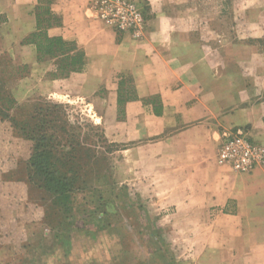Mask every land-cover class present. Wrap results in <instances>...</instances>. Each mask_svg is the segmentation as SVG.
<instances>
[{"label": "rangeland", "instance_id": "1", "mask_svg": "<svg viewBox=\"0 0 264 264\" xmlns=\"http://www.w3.org/2000/svg\"><path fill=\"white\" fill-rule=\"evenodd\" d=\"M130 1L136 4L145 18L142 26H133V30L138 31L136 35H133L132 28L116 31L103 20L100 0H87L82 11L87 18L111 28L119 41L123 38L140 41L156 12L150 0ZM185 2L191 3L192 45L179 40L173 44V54L181 62L195 57L199 64L204 62V58L211 65L222 63L225 66L223 75L230 84L229 94L236 98L243 92L245 96L244 99L229 100L231 105L226 114L236 111L237 121L233 122H240L232 126H246L252 139L264 144L263 125L255 119L250 122L251 113L239 110L252 105L254 100L264 99V0ZM40 10L43 16L44 10ZM54 15L59 19L57 14ZM11 29L9 24H0V37L12 32ZM9 45L10 39L6 37L4 46ZM16 49L17 46L12 48L14 52ZM12 58L11 51L0 52V116L6 120L7 126L19 129L30 150L25 151L22 144L21 159L14 166H7L5 175L7 177V172H10L8 175H14L25 184L16 190L22 194L26 190L29 192L31 202L42 212L44 223L32 226L30 232L38 238L30 240L33 246L29 252L9 247L3 251L4 255L10 253L9 256L21 258L17 264H238L237 259L231 256L232 252L236 254L238 251V245L234 244L239 239L235 223L223 215L214 225L211 222L218 213L232 214L235 211L233 205L222 208L213 205L207 210L203 205L205 200L186 197L188 192L196 193V188L189 183L199 178L211 179L210 189L216 191L215 197L223 194L225 189H230L235 197L251 195L258 189L264 191V183L248 182L251 177L262 174L263 168H260L264 164L250 173H239L216 162L221 132L231 124L219 127L217 133L213 132L211 142L209 138L204 141L202 161L206 168L199 170L198 161L190 157L193 171H187L186 176L177 174L180 164L161 170L158 161L151 164L150 161L142 162L141 158L133 159V156L126 159L121 150L128 146V142L123 137H115V130L125 126L120 123L124 112L115 106V116L109 113L106 88L104 84H98L109 76L112 68L119 66H90L89 83L79 87L77 79H71V84L51 83L47 78V72H58L56 68L61 66V57L51 64L33 66L12 63ZM198 70L200 75H209L206 68L199 66ZM116 75L117 78L121 75L118 79L121 98L132 96L134 85L131 76ZM62 77L58 75L55 79ZM222 88L225 93L226 87L219 83L217 90L221 92ZM149 100L157 108L160 106L157 96ZM48 104H59L54 114L48 112L43 115V112L33 111L39 105L44 110ZM32 114L37 118L31 117ZM54 115L57 120L52 124L49 122L50 127L47 124L42 131L55 134L60 141L58 146L62 145L64 149L67 148L65 140H72L74 162L95 168L80 175L73 192L66 197L52 195L39 187L40 176L37 177L34 169L28 166L32 153L29 132L34 130L35 136L38 132L40 134L36 127L38 123L54 120ZM261 120L264 123V115ZM134 162H137L136 167L132 165ZM23 200L22 204L27 207ZM235 200L231 198L229 203ZM245 204L248 209L253 200L247 197ZM83 226H94L96 230ZM46 227L49 232L43 234ZM244 235L248 241L252 232L245 230ZM262 235L264 230L256 234L257 238ZM221 239L224 245L218 243Z\"/></svg>", "mask_w": 264, "mask_h": 264}, {"label": "crops", "instance_id": "2", "mask_svg": "<svg viewBox=\"0 0 264 264\" xmlns=\"http://www.w3.org/2000/svg\"><path fill=\"white\" fill-rule=\"evenodd\" d=\"M150 1L156 13L149 20L142 39L135 41L123 38L119 41L111 28L87 18L86 13H83L87 0H0V13L3 14L0 24H9L12 27V32L0 37V52L9 50L14 56L12 63H24L29 66L39 63L51 64L57 59L45 56L38 60L35 45L24 41L36 29L35 12H39L45 5L59 17L57 24L46 28L47 34L73 41L76 49L84 53L83 67L79 71L59 80L52 77L51 72H47L49 81L73 84L71 79H77V85L84 87L90 81V66H119L112 68L109 76L102 79L98 86L104 84L105 99L110 103L109 113L115 116L118 79L121 77L118 75L117 78L116 74H129L132 78L135 97L125 99L124 119L120 122L125 126L115 130V137H123L128 142V146L121 150L123 156L128 160L131 156L133 159L141 158L142 162L150 161L151 164L158 161L161 170L166 166L180 164L177 174L186 176L187 171H193L192 164L189 163L190 157L198 161L199 170L206 168L202 161L205 155L203 144L208 138L212 141L213 132L217 133L218 128L225 125L228 127L227 125L231 124L228 128H232L234 123H240L233 122L237 121L236 111L227 114L226 111L231 105L230 98L236 101L238 98L244 99L245 96L243 92L238 93L236 98L229 94L230 84H227V78L223 75L225 66L222 63L211 65L207 58H204L203 66L204 62L199 64L195 57L188 62H181L173 54L174 43L186 40L188 44L190 38H193L191 3H186L185 0ZM6 37L10 39V47L4 46ZM15 46L17 49L14 52L12 48ZM199 66L206 68L209 75H200ZM219 83L226 87L225 93L223 88L221 92L217 90ZM154 96L160 101L158 108L149 100ZM252 103L239 110L250 112L249 121L255 119L264 128L261 120L264 115V99L254 100ZM154 110L158 113L155 114ZM116 123L118 124L117 121ZM23 140L19 129L7 126L6 120H2L0 116V263L3 264H17L16 261H22L16 255H4L3 251L11 247L13 250L18 248L29 252L33 246L30 240L38 238L30 232L32 226L44 223L42 212L31 202L29 192L26 190L22 194L16 190L25 184L14 175H8L10 172H7V177L5 175V168L16 165L21 159L22 147H25V151L30 150V145ZM206 142L208 144V140ZM132 165L136 167L137 162ZM262 168V174L251 177L252 180L248 182L264 183V166L260 169ZM211 183V179L207 178L190 181L189 186L195 187L196 193L188 192L186 197L205 200L203 205L207 210L213 205L219 208L233 205L235 211L232 214L218 213L211 219L212 224L220 221L222 215L235 223L239 239L237 243L233 242L238 245V251L236 254L232 252L231 256L237 259L238 264H264V235L260 238L256 236L264 230V191L258 189L251 195L242 194L243 196L235 197L230 189H225L223 194L215 197L216 191L210 189ZM247 197L253 200V205L248 209L245 204ZM231 198L236 200L230 204ZM22 199L28 204L27 207L22 204ZM214 229L225 233L221 229ZM245 230L252 232L248 241L245 239ZM47 232V227L43 228L42 233ZM218 243L224 245L223 239Z\"/></svg>", "mask_w": 264, "mask_h": 264}, {"label": "trees", "instance_id": "3", "mask_svg": "<svg viewBox=\"0 0 264 264\" xmlns=\"http://www.w3.org/2000/svg\"><path fill=\"white\" fill-rule=\"evenodd\" d=\"M41 9L44 10V15L41 16V10L35 12L36 29L30 33V36L24 39V41L35 45L38 60H42L45 56L50 58L61 57V66L56 68V70H58L57 73H50L52 77L55 78L58 75L68 76L72 72L79 71L84 63L83 51L76 49L72 41L65 40L61 36H49L46 32V28L57 24L58 19L54 13L49 11L46 7ZM120 95L119 86L116 105L124 112L123 105L125 99H132L135 95L133 93L132 96H126L124 99L121 98ZM58 107L59 104H48L43 110L39 105L35 106L33 111L36 113L43 112V115L48 112L54 114V111ZM154 113L157 114L158 111L154 110ZM31 117L37 118L34 114H32ZM54 118V120H42L38 123L36 127L40 129V134L38 132L35 136L34 130L29 132V139L32 142V153L29 157L28 166L34 169L35 173H37V177L40 176L41 184L39 187L44 188L52 195L66 197L69 193L73 192L80 175L85 174L86 170H94L95 168L92 169L93 166L91 165L84 167L82 164L74 162V146L72 140H65L67 148L64 149V146H58L60 141L55 134L50 132L44 133V131H42L47 124L48 127H50L49 122L52 124L53 121L57 120L55 115ZM43 119L46 118L44 117ZM35 137H37V139ZM81 183H84V181ZM83 227L96 230L94 226Z\"/></svg>", "mask_w": 264, "mask_h": 264}, {"label": "built area", "instance_id": "4", "mask_svg": "<svg viewBox=\"0 0 264 264\" xmlns=\"http://www.w3.org/2000/svg\"><path fill=\"white\" fill-rule=\"evenodd\" d=\"M101 17L116 31L142 26L145 18L136 4L130 0H100ZM215 159L217 164L234 172L250 173L264 164V144L252 139L248 128L234 126L221 132Z\"/></svg>", "mask_w": 264, "mask_h": 264}]
</instances>
